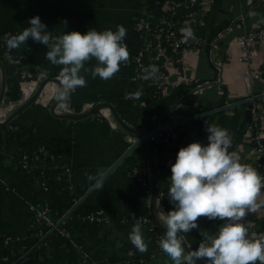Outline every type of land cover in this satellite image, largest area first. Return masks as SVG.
<instances>
[{
	"label": "crops",
	"instance_id": "1",
	"mask_svg": "<svg viewBox=\"0 0 264 264\" xmlns=\"http://www.w3.org/2000/svg\"><path fill=\"white\" fill-rule=\"evenodd\" d=\"M205 2L207 17L201 34L212 39L227 25L232 26L219 43L215 60H211L208 45L187 50L183 54L184 71L170 69L169 84L164 93L145 104L133 105L124 99L131 72V55L140 44L133 24L139 16L158 13L157 0H0V62L5 74L3 102L17 100L29 84H35V91L41 79L59 77L62 70V66H54L45 58L47 46L31 38L18 49L9 51L5 46L4 36L18 35L30 27L29 20L34 16H39L47 26L46 30L54 36L72 31L86 34L92 29L116 31L118 25L127 29L124 42L130 53V62L127 66L121 65L120 71L108 81L99 77L92 79L90 73L82 71L87 87L77 88L72 93L70 105L61 107L68 113L87 111L84 109L87 103L92 107L100 102L110 103L119 117L143 136L199 112L259 95L264 89L263 78L256 79L252 73L264 70V40L248 62H241L237 59L239 49L236 37L243 30L256 31L262 26L260 16L250 18L248 13L255 10L264 16V0ZM11 59H18L19 62L11 63ZM217 64L221 65L220 72L215 68ZM96 65L97 61L92 59L85 67L94 68ZM247 70L251 74L245 75ZM1 82L0 70V87ZM58 87L56 83L46 87L39 101L18 113L8 124L0 126V232L11 235L14 241L15 251L10 263L26 255L19 264H82L83 258L84 264H131L127 252L132 249L138 256L146 257L148 264H173L162 249L153 245L154 242L143 232V225L145 241L150 243L148 250L140 253L128 238L133 224L121 222L131 212L149 214V188L147 192L131 174V168L136 163L149 172L147 155L140 145L105 177L102 188L91 192L63 221L62 227L68 236L53 232L27 254L36 244L31 237L32 214L29 206L46 207L52 218L59 220L77 201L73 203L68 193L59 188L56 175L48 177L45 190L38 176L18 171L14 158L19 151L30 150L38 143L48 147L59 161L72 167L77 178V191L82 197L94 183L87 180L86 174L100 176L126 151L129 145L127 137L135 138L113 117L110 120L114 125L106 118L95 116L78 120L54 116L49 107ZM30 96L24 98L22 94L20 103ZM245 108L244 105L229 108L179 125L181 137L174 151L147 143L157 169V207L164 219L169 211L174 210L168 195L171 166L182 147L193 142L208 144L205 123L228 129L233 139L230 151L238 152L241 163L254 167L257 156L251 140V124L245 120ZM252 117V121L257 120V125L264 129V109L259 108ZM16 127V132L12 131ZM259 202H264V189L258 197ZM95 209H103L111 222L95 225L82 220L86 213ZM245 222H250V235L264 233V203L254 214H249ZM223 223L219 219L201 217L198 230L181 235L189 247L196 250L202 242L200 232L216 234ZM118 243L122 246L117 247ZM200 261L205 264L204 260ZM0 264H5L1 257Z\"/></svg>",
	"mask_w": 264,
	"mask_h": 264
},
{
	"label": "clouds",
	"instance_id": "2",
	"mask_svg": "<svg viewBox=\"0 0 264 264\" xmlns=\"http://www.w3.org/2000/svg\"><path fill=\"white\" fill-rule=\"evenodd\" d=\"M248 16H264L255 10ZM66 23V22H65ZM30 27L18 35H6L5 46L9 51L20 48L31 38L36 43L47 46L45 58L54 66H62L59 72V87L54 99L62 108L71 103L72 93L77 88L87 87V80L81 72L90 73L92 79L104 81L112 79L120 71L121 65L130 62V53L124 42L127 29L118 25L117 30H89L86 34L76 31L54 36L46 30L39 16L29 20ZM181 30L186 43L195 34L189 22ZM92 59L97 61L94 68L85 64ZM147 78L159 80V68L151 65L145 69ZM143 91L138 90L130 97L139 100ZM206 124L208 144L190 143L182 147L171 166V186L169 201L174 210L166 214L164 228L166 234L159 241V247L173 264H264V233L256 236L249 233L250 222H245L249 214H254L261 206L258 197L264 189V176L248 164L241 163V157L232 148V134L228 129L215 124ZM94 188L103 187V177L87 175ZM222 220L216 234L200 232L202 242L196 250L186 251L181 233L198 230V220ZM132 245L140 252L148 250L142 228L135 223L129 234ZM117 244V247H121Z\"/></svg>",
	"mask_w": 264,
	"mask_h": 264
},
{
	"label": "built area",
	"instance_id": "3",
	"mask_svg": "<svg viewBox=\"0 0 264 264\" xmlns=\"http://www.w3.org/2000/svg\"><path fill=\"white\" fill-rule=\"evenodd\" d=\"M157 1L160 9L158 13L151 12L148 15L139 16L133 24V31L140 44L131 55V72L127 79L128 87L124 92V99L133 105L145 104L147 101L159 98L164 93L166 86L169 84L170 69L184 71L183 54L187 50L208 45L211 60H215V53L219 50V43L224 38L225 34L232 28V26L227 25L224 29L218 31L212 39H208L205 35L200 33L201 29L205 26L207 17V5L205 0ZM241 18L243 17L241 16ZM186 21L189 22L195 34V38L189 39L184 43L181 42L183 40V33L181 30L186 26ZM262 40H264V23L256 31L243 30L236 37L239 49L237 59L241 62H248L256 53L259 43ZM10 62L17 64L19 61L18 59H11ZM151 65H156L159 68V80L154 81L147 78L145 69L149 68ZM215 68L218 72L221 71V65L217 64ZM248 74H251L250 71H245V75ZM252 74L256 79L262 77L264 85V70L261 69ZM56 78L59 79V77ZM37 80L39 81L40 78L38 77ZM34 85L35 84H29L27 87L34 89ZM141 89L143 95L139 100L130 97V94ZM148 89H151L150 93ZM24 90L22 94L23 97L26 98L24 96ZM43 92L44 90L41 92L36 102L39 101ZM260 95L261 97L258 100L252 102V114H255L259 108L264 109V89ZM10 108H13V104L10 105ZM85 108L90 110L92 105L87 103L84 105V109ZM55 111L57 113H68L67 111H63L60 105L56 107ZM91 116L106 118L114 125L110 120L112 116L107 108L100 109ZM257 123V120L255 122L252 121L251 125V140L257 156L254 168L261 176H264V129L257 125ZM135 141L136 138L128 136V147ZM146 141L150 145L159 146L168 151H174L179 146V133L176 126L167 127L156 131ZM137 165L141 164L136 163L131 168V174L142 184H149V172L144 171L146 175L145 180ZM14 166L25 175L38 176L40 184L45 190L47 189L46 182L48 177L55 172L59 188L68 193L72 202H76L80 197V195L75 193L76 184L71 166L59 161L57 155L43 144L38 145L34 149L20 150L16 158H14ZM29 210L32 214L31 237H33L35 243L44 237L51 229H54V232L68 236V232L61 225H57L58 220L52 218L48 208L30 205ZM156 213L159 219L160 217L164 219L159 206L156 207ZM82 220L95 225H106L111 222L110 216L103 209H95L86 213ZM121 222H129L133 225L139 222L140 225H148L150 229H154V227L157 226L151 217L135 212L129 213ZM165 234L164 232L155 234L154 244L158 249H161L159 247V241ZM14 251V241L11 235L0 232V257L5 264H11L10 262L14 255ZM127 256L130 257L131 264H148L146 257L138 256L132 249L127 252ZM84 262L85 259L83 258L82 264H84Z\"/></svg>",
	"mask_w": 264,
	"mask_h": 264
},
{
	"label": "water",
	"instance_id": "4",
	"mask_svg": "<svg viewBox=\"0 0 264 264\" xmlns=\"http://www.w3.org/2000/svg\"><path fill=\"white\" fill-rule=\"evenodd\" d=\"M6 36V35H5ZM4 36V37H5ZM0 70H1V75H2V82H1V87H0V107L1 104L3 103V96H4V91H5V74H4V66L3 63L0 62ZM48 83H56L59 85V79L57 78H51V77H47V78H43L39 81L35 91L32 93V95L26 99L25 101H23L22 103H20V105H18V107L16 109H14L6 118H4L3 120L0 121V126H4L6 124H8L10 122V120L16 116L18 113H20L21 111H23L25 108H27L28 106H30L32 103L36 102V100L39 98L41 92L44 90L45 86ZM261 97V95H255L252 97H248L246 99L234 102L232 104L229 105H222L219 107H215L203 112H199L197 114H194L190 117H187L185 119L176 121L172 124H169L167 126H163L161 128L155 129L143 136H141L135 129L129 127L118 115V113L116 112V110L113 108V106L110 103H106V102H100L95 104L90 110L86 111V112H81V113H57L55 111L56 107L59 105L57 103V101L54 99V101L51 103L50 105V112L57 117L60 118H66V119H71V120H78V119H83L86 117L91 116L93 113H95L96 111L103 109V108H107L110 113L111 116L113 117V119L116 121V123L122 127L125 131H128L129 133L133 134L136 138V141L134 143H132L127 149L126 151L107 169H104L103 172L101 173V177H103V180L105 179V177L112 171L114 170L123 160L125 157H127L129 154L132 153L133 150H135V148L137 146H141L144 150V152L147 155V159H148V167H149V215L151 217V219L154 221V223L164 232L166 233V228H164V222L162 220H160L157 216L156 213V207H157V169H156V164L153 158V154L151 153L150 147L147 144V139L154 134L156 131L165 129L167 127H172V126H179L185 123H189L201 118H205L208 117L212 114H216L218 112H221L223 110L229 109V108H233V107H237V106H242L244 105L246 108L244 110V114H245V120L249 123L252 120V111H251V107H252V102L258 100ZM94 184V183H93ZM96 188H94L92 185L91 187L82 195V197H80L77 202L69 209V211H67V213H65L57 222V225H61L63 226V221L68 217L69 214H71L78 206L79 204L84 201L91 192H93ZM54 232V229H51L44 237H42L39 241H37V243L28 250L29 254L32 250H34L35 248H37L39 245H41L46 238ZM181 235V234H180ZM182 236V235H181ZM184 239V238H183ZM185 241V240H184ZM185 248L186 251H188V249H191L189 247V245L186 243L185 241ZM192 250V249H191ZM25 251H27V249H25ZM26 257V255L24 257H22L20 260L15 261L12 264H19L20 261H22L24 258ZM197 264H204L201 261H197Z\"/></svg>",
	"mask_w": 264,
	"mask_h": 264
},
{
	"label": "trees",
	"instance_id": "5",
	"mask_svg": "<svg viewBox=\"0 0 264 264\" xmlns=\"http://www.w3.org/2000/svg\"><path fill=\"white\" fill-rule=\"evenodd\" d=\"M148 92L150 93L151 92V89H148ZM249 124L252 125V122H250ZM180 127L181 126H176V129L178 130V133H179V139L181 137ZM8 130L11 131V129H9V128H8ZM16 130H17V127L14 128V129L12 128V131L16 132ZM40 144H42V143H38V144L32 145L31 149L36 148ZM137 167H138L139 171L141 172V174L143 175V177L146 180V175L144 174V171H146V170L141 165H137ZM71 169H72V167H71ZM72 173H73V178H74V181H75V184H76L75 193L79 195V193L77 191V183H76L77 182V180H76L77 178H76V174L74 173L73 169H72ZM52 175L54 176V175H56V173L54 172V173H52ZM142 185L145 187V190L148 192V188H149L148 186H149V184L148 183H145V184H142ZM147 216L150 217L149 214ZM143 232L145 234H147L151 238V242H154V238H155V234L156 233H163V231L158 226H155L154 229H150L149 226L146 225V224H143ZM153 245H155V244L153 243Z\"/></svg>",
	"mask_w": 264,
	"mask_h": 264
},
{
	"label": "rangeland",
	"instance_id": "6",
	"mask_svg": "<svg viewBox=\"0 0 264 264\" xmlns=\"http://www.w3.org/2000/svg\"><path fill=\"white\" fill-rule=\"evenodd\" d=\"M19 96L20 97H18L17 100H15L14 102L5 101V102L2 103L1 109H0L1 110V118H0V120L3 119V118H5L7 116V114L10 113V111H12V109H14L17 105H19V103H20L19 99L21 100V98H22V91H21V93H20ZM12 104H13V108H10V105H12Z\"/></svg>",
	"mask_w": 264,
	"mask_h": 264
},
{
	"label": "bare ground",
	"instance_id": "7",
	"mask_svg": "<svg viewBox=\"0 0 264 264\" xmlns=\"http://www.w3.org/2000/svg\"><path fill=\"white\" fill-rule=\"evenodd\" d=\"M49 85H55V83H48L46 86H45V89H46V87H48ZM44 89V90H45ZM34 91V89H32L31 87H27L25 90H24V96L25 97H28V96H30L31 94H32V92ZM43 97V94H42V96L40 97V99ZM39 99V100H40ZM0 113H1V110H0ZM0 118H1V114H0ZM160 219L162 220V221H164V219H162L161 217H160Z\"/></svg>",
	"mask_w": 264,
	"mask_h": 264
}]
</instances>
